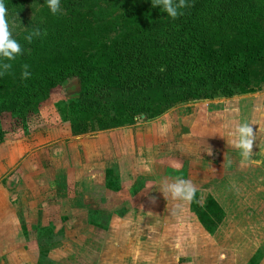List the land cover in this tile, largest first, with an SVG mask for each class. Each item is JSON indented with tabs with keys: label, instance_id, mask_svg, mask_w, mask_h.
Returning a JSON list of instances; mask_svg holds the SVG:
<instances>
[{
	"label": "rangeland",
	"instance_id": "1",
	"mask_svg": "<svg viewBox=\"0 0 264 264\" xmlns=\"http://www.w3.org/2000/svg\"><path fill=\"white\" fill-rule=\"evenodd\" d=\"M60 9L53 15L47 4L25 1L8 10V19L16 21L13 37L23 49L10 61L14 71L24 57L55 70L71 60L100 56L106 45L153 11L145 0H82L73 9L60 2ZM36 28L49 33L29 43L25 36ZM37 47L46 51L35 55ZM250 69L255 71L251 83L240 82L235 95L176 100L151 120L121 110L129 95L104 94L115 90L112 77L103 85L105 90L86 96L84 106L79 104L84 97L73 77L54 87L38 110L21 121L3 110L0 264H264V131H259L264 129V61ZM19 75L13 72L0 80V94L22 85ZM161 89L147 91L152 101ZM102 120L111 126L105 129L164 121L171 128L186 125L194 135L183 151L172 142L157 166L151 160L152 172L146 169L150 173L145 175L141 168L134 183L128 181L134 176L125 177L128 172L118 180L112 161V183H107L106 191L88 193L99 208L87 215L89 210L78 198L68 199L81 183L67 174L63 156L76 152L75 135L105 130L99 124ZM243 124L252 126L257 135L249 161H243L233 146V133ZM178 176L196 187L192 201L174 200L171 195L166 199L160 191L165 180L172 182ZM210 197L222 213L215 211ZM205 214L210 216L206 224L201 219ZM214 223V232L208 231Z\"/></svg>",
	"mask_w": 264,
	"mask_h": 264
},
{
	"label": "trees",
	"instance_id": "2",
	"mask_svg": "<svg viewBox=\"0 0 264 264\" xmlns=\"http://www.w3.org/2000/svg\"><path fill=\"white\" fill-rule=\"evenodd\" d=\"M25 1L47 4L46 0H4V3L12 10ZM81 1L60 0L70 9ZM145 1L152 7V0ZM188 3L191 6L175 20L159 7H152L153 11L146 12L140 23L129 27L95 58L71 60L55 70L47 64H35L31 57L20 59L15 71L11 69L9 74L0 76V80L5 81L16 72L23 80L19 87L0 94V113L9 110L14 119L21 121L38 110L54 87L73 77L84 97L80 105L88 104L86 96L102 90L108 77H112L111 87L115 90L104 94L129 95L128 102L121 101V110L144 120L155 119L176 100L235 95L240 82L251 83L255 71L250 66L264 61V0H188ZM39 29L43 34L49 33V30ZM41 37L32 41H39ZM43 51L45 47H37L34 54ZM25 64L30 66L31 72L27 80L21 78ZM262 76L264 78V73ZM153 87L162 88L154 101L147 92ZM96 109L101 110V107ZM106 120L100 121L101 129L111 127L106 126L110 125ZM2 135L0 130V142ZM210 201L216 212H223L213 197ZM209 217L201 215L202 222L206 224ZM216 227L214 223L208 231L214 232ZM47 231L51 232L52 228Z\"/></svg>",
	"mask_w": 264,
	"mask_h": 264
},
{
	"label": "crops",
	"instance_id": "3",
	"mask_svg": "<svg viewBox=\"0 0 264 264\" xmlns=\"http://www.w3.org/2000/svg\"><path fill=\"white\" fill-rule=\"evenodd\" d=\"M179 133H181V137L178 136ZM192 134L186 125L179 124L171 128L167 127L164 121H146L142 125L134 123L129 126L93 132L92 135H75L73 140L77 139L75 141L77 143L75 146L77 148L76 152L73 151L74 149H71L72 153L67 151L63 156V158L66 157L63 165H65L67 174L74 176V182H78L77 184L81 183V188L75 190V196H68V199L70 201H77L78 198L81 201V207L84 206L86 212L89 210L87 212L88 215L90 209L99 208L96 207V200L92 198L93 196H89L88 193H91L95 189L97 191L100 189L101 192L109 189L107 183H112L110 181L112 180L113 173L119 180L123 179L125 173L128 172V176L126 175L125 177L131 178L134 176L133 180H128L134 183L133 181L138 175H142L141 170L144 168L143 173L145 175L150 173L149 171L152 172L151 160H154L156 163L153 165L157 166V161L167 154L166 150L171 147L172 142H177L176 145L178 144L180 150L183 151L186 148V143L190 141L189 137L194 135ZM141 155L149 159L143 160L142 158L145 157ZM51 158L52 162H54L56 156ZM112 161L115 162L113 173L112 167H110ZM144 162H146L147 167L144 166ZM59 168L55 170V177H57V170L61 169ZM146 169H149V171ZM137 170L140 171L139 174H137ZM83 180L85 183H83ZM143 180L147 182L146 179ZM130 185L126 183V186ZM155 189L157 190V188ZM78 190H84L82 192L84 196L79 195ZM77 205L79 206V204Z\"/></svg>",
	"mask_w": 264,
	"mask_h": 264
},
{
	"label": "clouds",
	"instance_id": "4",
	"mask_svg": "<svg viewBox=\"0 0 264 264\" xmlns=\"http://www.w3.org/2000/svg\"><path fill=\"white\" fill-rule=\"evenodd\" d=\"M46 3L53 15L60 12V0H46ZM190 6L188 0H152L153 8L159 7L163 13H166L173 20L183 15V10ZM15 27V19L11 21L8 19V9L4 0H0V76L9 74L13 67L10 61H14L17 56L23 54L20 43L13 37V29ZM41 35H43L41 30L36 28L25 36V40L31 43L34 38H38ZM29 67L27 64L23 65L22 79L27 80L30 78ZM259 131H264V129H259ZM233 135L236 137L233 140V146L240 150L243 161H249L253 154L257 136L253 127L243 124L236 129ZM208 153L211 155V150ZM160 191L166 199L171 195L174 200L190 202L194 198L197 189L191 180L178 176L172 182L165 180ZM153 202H155L154 198Z\"/></svg>",
	"mask_w": 264,
	"mask_h": 264
}]
</instances>
